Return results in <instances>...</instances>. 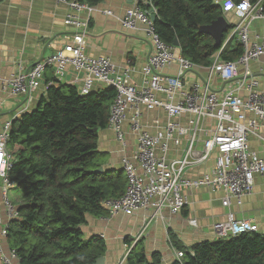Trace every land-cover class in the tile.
Returning <instances> with one entry per match:
<instances>
[{"label": "built area", "instance_id": "obj_1", "mask_svg": "<svg viewBox=\"0 0 264 264\" xmlns=\"http://www.w3.org/2000/svg\"><path fill=\"white\" fill-rule=\"evenodd\" d=\"M57 1L69 6L64 22L74 29L70 40L29 67L22 61L18 62L9 78L0 77V87L15 98H25L24 111L30 109L33 94L40 88L47 69L53 71L57 80L64 78L68 67L82 71L83 83L79 88L82 94H89L96 85L116 90L108 128L125 148L123 126L127 122L130 132L137 136L138 145L132 158L124 156L122 159L127 177L125 194L102 202L108 217L121 212L134 214L150 206L157 211L168 207L172 214H178L189 204L185 189L206 187L212 191L222 190L226 193L222 201L225 207L231 205V198L241 203L244 196L252 193L255 176L264 175V158L252 151L249 144L250 135L264 131V90L259 89V80L251 75L249 69L250 61L264 54V39L252 41L249 37L252 21L264 18L261 0L257 3L252 0H215L225 12L234 11L241 18L232 24L233 32L230 36L228 33L222 50L232 38H237L243 46V54L234 61L217 58L209 67L196 65L177 54L174 45L162 40L152 19L156 14L152 0H142L130 7L121 20L122 25L128 30H137L141 24L144 25L151 41L140 84L130 81V69L121 73L109 57L88 54L89 19L95 7L79 0ZM84 12L88 17L81 19L80 14ZM106 13L112 14V11L106 10ZM174 64L179 67L176 74L164 72ZM240 67L244 76L236 88L230 83L238 76ZM199 68H207V78L188 84L186 75ZM212 74H219L226 86L221 89L214 87ZM52 84L56 85L55 81L48 86ZM244 86L246 98L238 93V89ZM143 109L163 110L168 116L167 123L151 131L142 124ZM248 113L252 116L248 117ZM182 115L190 116L187 126L178 119ZM206 119L213 120L214 126L205 127ZM11 127L12 120L5 122L0 130V264L19 262L17 252L6 249L4 245L10 222L19 215L17 205L9 196L10 189L16 187L10 177L14 160L8 147ZM201 132L205 133V139L203 148L198 150L196 143ZM184 138H187V146L183 154L169 159L171 144L180 146ZM212 154H215V164L210 172L197 179L186 175L189 167L206 162ZM154 197L159 200L154 202ZM192 223L196 224V220ZM214 231L219 239L228 238L258 231V225L254 219H239L229 212L226 220L214 224ZM130 251L129 247L125 260ZM183 255L182 251L176 252L177 258L181 259Z\"/></svg>", "mask_w": 264, "mask_h": 264}, {"label": "trees", "instance_id": "obj_2", "mask_svg": "<svg viewBox=\"0 0 264 264\" xmlns=\"http://www.w3.org/2000/svg\"><path fill=\"white\" fill-rule=\"evenodd\" d=\"M79 1L96 5L103 0ZM152 3L162 40L173 46L178 39L184 57L211 66L228 34L218 44L201 28L228 13L221 4L215 0ZM261 4L264 7V0ZM242 54V44L232 38L220 58L234 61ZM54 81L56 85H50L32 109L12 120L10 177L21 198L19 215L10 222L4 245L17 252L18 264H95L104 256L106 244L98 235L87 238L82 226L88 215L106 217L102 202L122 197L127 188L124 170L96 171L103 163L99 134L108 128L116 90L102 87L82 94L73 85ZM171 239L184 255L170 264H264V231L203 241L190 248ZM126 264L164 263L160 253L147 256L137 243Z\"/></svg>", "mask_w": 264, "mask_h": 264}, {"label": "crops", "instance_id": "obj_3", "mask_svg": "<svg viewBox=\"0 0 264 264\" xmlns=\"http://www.w3.org/2000/svg\"><path fill=\"white\" fill-rule=\"evenodd\" d=\"M140 0L130 3L128 0H103L93 5L89 19V34L87 36V52L91 56H107L116 65L119 72L129 71L132 83L142 82V68L151 51V41L144 25L137 30L126 29L121 20L126 11L138 4ZM112 11V14L106 13ZM70 11L67 4L57 0H0V77L9 78L15 71L18 62H23L27 67L54 53L66 44L74 32L72 26L66 25L64 20ZM81 19H86L88 13L80 14ZM230 24L238 23L241 18L234 12L226 13ZM252 41L264 39V18L254 19L249 30ZM226 41V40H225ZM225 43V42H224ZM177 54L182 55L180 46H174ZM220 49L213 57V63L220 59ZM243 68H239L238 76L231 81V85L238 87L242 80ZM249 69L251 75L259 80V89L264 90V54L257 60H251ZM179 70L174 64L164 70L168 74H176ZM209 72L207 68H199L186 75L188 84L205 80ZM84 73L68 67L64 78L59 82L73 85L78 89L83 83ZM55 76L51 69L45 71L40 88L33 94L30 109L46 94L48 84L54 82ZM212 85L216 88L226 86V82L219 74L211 75ZM96 85L93 90L102 88ZM239 95L247 97L244 87L238 89ZM25 109V98H15L9 91L0 87V130L7 121L20 117ZM29 109V110H30ZM27 110V111H29ZM142 124L151 131L156 126L165 125L168 121L167 114L161 109L147 111L143 109ZM248 113V117H251ZM189 115H182L178 119L187 126ZM157 120V122H155ZM205 127L214 126V121L206 119ZM126 132L125 148L116 140L115 134L109 128L100 131L99 151L102 153V166L105 170H123L122 159L124 156L132 158L137 149V136L130 132L128 123L123 126ZM205 133L198 136L196 148H203ZM252 151L264 158V131L259 135L252 134L249 138ZM187 146V138L182 140L180 146L171 144L168 153L169 159L180 157ZM215 164V154L204 163L189 167L186 175L197 179L211 171ZM189 197V204L178 214H172L168 207L159 211L150 206L134 214L123 212L112 217L87 216L82 230L87 238L98 235L104 239L106 252L105 264H126L124 259L128 248L131 249L141 244L147 256L160 253L164 264H170L177 259L178 251L171 239L190 248L196 243L219 239L214 231V224L227 219L229 212L237 218L254 219L259 231H264V175L255 176L254 188L251 194L244 196L241 203L231 198V205L222 204L226 193L222 190L212 191L206 187L185 189ZM158 197L153 201L157 202ZM1 206V201H0ZM196 220V224L192 220ZM143 233V234H142Z\"/></svg>", "mask_w": 264, "mask_h": 264}, {"label": "water", "instance_id": "obj_4", "mask_svg": "<svg viewBox=\"0 0 264 264\" xmlns=\"http://www.w3.org/2000/svg\"><path fill=\"white\" fill-rule=\"evenodd\" d=\"M130 3H132L134 0H128ZM153 20H156V16H152ZM231 24L228 22L227 18L225 16H222L218 18L216 21L212 22L210 25L203 26L201 28V31L206 32L213 36L215 41L220 44L224 36L227 35L231 29ZM174 46L179 47L180 43L178 39L175 40ZM97 172L103 173L105 169L103 167H100L96 170ZM95 264H105V258L104 256L99 257Z\"/></svg>", "mask_w": 264, "mask_h": 264}, {"label": "rangeland", "instance_id": "obj_5", "mask_svg": "<svg viewBox=\"0 0 264 264\" xmlns=\"http://www.w3.org/2000/svg\"><path fill=\"white\" fill-rule=\"evenodd\" d=\"M232 29L230 30L229 32V36L232 34ZM34 107V106H33ZM117 140V139H116ZM20 192L19 190L16 188V187H12L9 191V196L11 198V200L16 204V205H19L20 203Z\"/></svg>", "mask_w": 264, "mask_h": 264}]
</instances>
